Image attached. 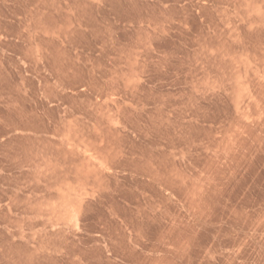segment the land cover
Wrapping results in <instances>:
<instances>
[{
	"label": "rangeland",
	"instance_id": "374dc122",
	"mask_svg": "<svg viewBox=\"0 0 264 264\" xmlns=\"http://www.w3.org/2000/svg\"><path fill=\"white\" fill-rule=\"evenodd\" d=\"M0 264H264V0H0Z\"/></svg>",
	"mask_w": 264,
	"mask_h": 264
}]
</instances>
